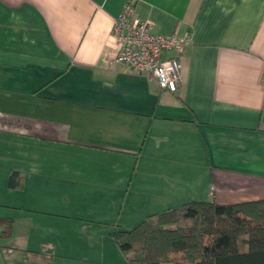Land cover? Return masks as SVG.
Wrapping results in <instances>:
<instances>
[{"label":"crops","instance_id":"obj_1","mask_svg":"<svg viewBox=\"0 0 264 264\" xmlns=\"http://www.w3.org/2000/svg\"><path fill=\"white\" fill-rule=\"evenodd\" d=\"M130 1L190 35L176 92L114 61ZM263 77L264 0H0V264L91 261L185 202L264 200Z\"/></svg>","mask_w":264,"mask_h":264},{"label":"trees","instance_id":"obj_2","mask_svg":"<svg viewBox=\"0 0 264 264\" xmlns=\"http://www.w3.org/2000/svg\"><path fill=\"white\" fill-rule=\"evenodd\" d=\"M19 183L12 173L8 185ZM111 237L126 264H264V200L188 201ZM175 253L178 259L171 258ZM18 264H49V256L29 252Z\"/></svg>","mask_w":264,"mask_h":264},{"label":"built area","instance_id":"obj_3","mask_svg":"<svg viewBox=\"0 0 264 264\" xmlns=\"http://www.w3.org/2000/svg\"><path fill=\"white\" fill-rule=\"evenodd\" d=\"M133 7L132 1L126 3L114 20L112 35L119 47L114 61L138 74L153 76L162 88L176 92L181 59L191 43L190 35L154 34L149 21L133 17Z\"/></svg>","mask_w":264,"mask_h":264},{"label":"rangeland","instance_id":"obj_4","mask_svg":"<svg viewBox=\"0 0 264 264\" xmlns=\"http://www.w3.org/2000/svg\"><path fill=\"white\" fill-rule=\"evenodd\" d=\"M180 202L181 201H177V202H175V204H180ZM174 206H177V205H174ZM124 216L125 215L123 213L121 215V220H119V222L121 224L123 223ZM129 218H131L130 215L127 218H125L124 223H127V220ZM136 221L137 220H135V219H132V221H129V223L132 222V225H130V226H133L135 224L134 222H136ZM102 231L103 230H100V232H102ZM105 232H106V230H105ZM109 236L110 237L105 236V238H103V236H102L103 239H100L101 245L98 247L99 251H100V249H102V247H104V249L107 247V253H105V255L103 253H99L97 256L91 257V261L89 259H87L85 261H82V260L75 261L72 259L59 260L58 257H54L52 264H126L125 257L122 255V253L119 251L118 248H117L116 254L111 251V248H110L108 243H111L113 245H115V244L112 240L111 234ZM114 247H117V246L115 245ZM180 255H181L180 253H175V254L171 255V258L172 259H178L180 257Z\"/></svg>","mask_w":264,"mask_h":264}]
</instances>
